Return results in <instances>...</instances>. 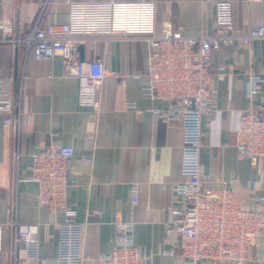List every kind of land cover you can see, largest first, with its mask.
Returning a JSON list of instances; mask_svg holds the SVG:
<instances>
[{"label":"crops","instance_id":"0c3cea01","mask_svg":"<svg viewBox=\"0 0 264 264\" xmlns=\"http://www.w3.org/2000/svg\"><path fill=\"white\" fill-rule=\"evenodd\" d=\"M74 1L154 2L157 33L169 21L193 36L213 32L220 0ZM230 1L236 35H248L264 25V0ZM39 13L43 26L64 23L69 18L68 0H0V22L14 25L10 33L0 28V76L12 77L15 91L12 122L6 123V115L0 113V264H14L15 255L25 257V243L15 244L21 230L39 241L40 260L27 264L58 256L65 213L41 204L32 180L33 155L51 145L75 148L67 203L84 224L82 264H99V258L112 251L118 220L134 221V243L147 256L143 264H174L180 248L168 226L172 209L181 205L176 185L183 179L182 133L159 115L168 103L152 99L141 88L148 64L145 37L93 35L81 44V60L100 58L105 66L98 104L82 107L78 79L66 71L61 54L38 59L24 42L9 40L26 37ZM212 68L217 107L202 117L201 173L226 181L229 187L236 178L241 191L262 193L264 159L240 155L235 137L239 119L250 105V76L264 79V39H238L223 46L214 54ZM259 96H264V81ZM135 183L139 197L133 204ZM263 255L264 247L254 249V257ZM245 264L258 263L254 258Z\"/></svg>","mask_w":264,"mask_h":264},{"label":"built area","instance_id":"2783aa9c","mask_svg":"<svg viewBox=\"0 0 264 264\" xmlns=\"http://www.w3.org/2000/svg\"><path fill=\"white\" fill-rule=\"evenodd\" d=\"M69 18L64 23H40L39 13L24 42L38 59L64 58L65 69L78 79V100L82 107L98 104L99 87L105 75L100 58L81 60L79 46L93 35L139 34L148 44V64L141 88L145 95L168 103L159 115L180 127L182 133L181 173L176 185V199L181 205L172 209L168 231L180 248L174 264H245L255 258L264 264V255L254 257L256 247H264V192H243L226 181H213L201 173L202 117L216 111L217 97L212 84L215 72L213 56L223 46L238 39L247 42L264 39V25L245 36L234 33V5L230 0L216 3L215 23L211 34L185 35L172 22H164L157 33L154 2H116L68 0ZM6 33L12 23L0 22ZM264 79L250 76L249 107L242 113L236 129L238 153L250 159H264V96L259 85ZM15 110L14 80L0 76V113L11 123ZM75 148L72 145L47 146L33 155L32 180L38 185V199L52 211L63 209L60 223L58 256L42 259V264H82L84 224L67 203L68 175L73 167ZM264 180V179H263ZM139 186L132 188L136 204ZM117 237L111 252L99 258V264H143L145 253L135 245L134 221L115 222ZM25 243V257L15 255L14 264L40 260L39 241L25 230L15 235V244ZM3 229L0 224V252ZM173 253V251L171 250ZM1 263V260H0Z\"/></svg>","mask_w":264,"mask_h":264},{"label":"water","instance_id":"95a60500","mask_svg":"<svg viewBox=\"0 0 264 264\" xmlns=\"http://www.w3.org/2000/svg\"><path fill=\"white\" fill-rule=\"evenodd\" d=\"M83 49H84V45H80V46H79V50H80L81 54H82V52H83ZM15 87H16V89H17V82L15 83Z\"/></svg>","mask_w":264,"mask_h":264}]
</instances>
